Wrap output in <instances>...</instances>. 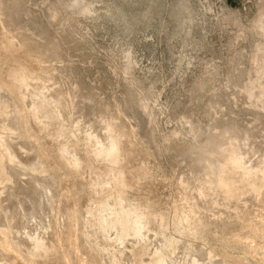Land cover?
Here are the masks:
<instances>
[{"label":"rangeland","instance_id":"374dc122","mask_svg":"<svg viewBox=\"0 0 264 264\" xmlns=\"http://www.w3.org/2000/svg\"><path fill=\"white\" fill-rule=\"evenodd\" d=\"M0 137V264H264V0H0Z\"/></svg>","mask_w":264,"mask_h":264},{"label":"bare ground","instance_id":"6f19581e","mask_svg":"<svg viewBox=\"0 0 264 264\" xmlns=\"http://www.w3.org/2000/svg\"><path fill=\"white\" fill-rule=\"evenodd\" d=\"M0 151H1V158L3 160V162L6 164H13L14 163V158L12 156V154L10 153V151L8 150V148H6V146H4V143L0 137ZM34 171V170H33ZM8 227V226H7ZM231 244H234L235 246L241 247L243 250H245L246 252L250 251V247L247 246L245 243L241 242V239L239 237H237V235L233 236L232 238L229 239V241ZM229 243V244H230ZM9 245V240L7 235L0 233V247L7 248Z\"/></svg>","mask_w":264,"mask_h":264}]
</instances>
